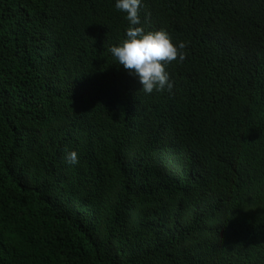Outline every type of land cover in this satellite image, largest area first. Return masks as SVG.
Instances as JSON below:
<instances>
[{"label": "trees", "instance_id": "1", "mask_svg": "<svg viewBox=\"0 0 264 264\" xmlns=\"http://www.w3.org/2000/svg\"><path fill=\"white\" fill-rule=\"evenodd\" d=\"M140 16L171 90L116 63L115 0H0V264H264V0Z\"/></svg>", "mask_w": 264, "mask_h": 264}, {"label": "clouds", "instance_id": "2", "mask_svg": "<svg viewBox=\"0 0 264 264\" xmlns=\"http://www.w3.org/2000/svg\"><path fill=\"white\" fill-rule=\"evenodd\" d=\"M143 0H115V8L126 13L130 22L126 37L121 43L110 47V52L118 65L138 77L144 92L171 90L173 81L167 71L172 61H183L185 42H174L165 29L146 31L141 24L140 9ZM65 160L70 165L79 163V154L73 149L65 152Z\"/></svg>", "mask_w": 264, "mask_h": 264}]
</instances>
